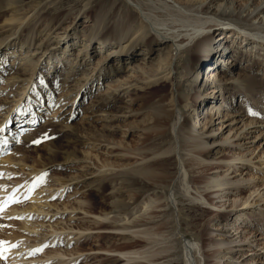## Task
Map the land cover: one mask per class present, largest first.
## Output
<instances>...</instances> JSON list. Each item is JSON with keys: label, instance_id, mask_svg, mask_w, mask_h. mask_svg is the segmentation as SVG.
<instances>
[{"label": "rangeland", "instance_id": "rangeland-1", "mask_svg": "<svg viewBox=\"0 0 264 264\" xmlns=\"http://www.w3.org/2000/svg\"><path fill=\"white\" fill-rule=\"evenodd\" d=\"M121 4L122 0H62V6L65 8L64 18L52 28L54 32L51 35L52 39L47 48L52 46L57 34H64L71 29L72 32L76 33L75 40L71 42L73 38L70 37L68 38L69 42H62L57 47V53H61V50L67 47L70 53L75 52L77 54L80 52L82 55L85 51V44L88 45L89 42H92L94 47V51L92 49L93 60L86 67L85 73L80 69L72 78H82L86 72L88 74H98L99 67L95 68V65L102 52H95V49H100V39H107V41L116 40L111 36L119 30L117 26H119L121 22L120 17L125 10ZM154 6L160 7L159 0H154ZM221 34V31H218L215 39L217 40ZM228 43L231 44V42H226V45ZM110 45L108 44L107 46L109 47ZM140 47L144 50L142 51L144 55L146 54L147 56L146 63L143 60L145 59L143 58L144 56L134 58L129 66L123 68L118 74L104 82V84L96 83L93 86L92 96L85 99L81 98L78 103V97L75 98L77 87H70L69 85L72 83H69L65 89L66 93H63L66 97L61 100L65 104V107L61 108L58 106L59 108H55L54 105H51L49 108L43 109L40 112L41 120L33 126L31 132L26 133H29L28 135L21 139L14 138L15 135H13L14 142L0 146V149L3 148L1 158L5 160L2 165L0 164V174H2L0 175V202L9 197H16L19 200V202L9 203L0 212V225H3L0 227V256H2L0 264H52L56 259L59 260L60 258V256L54 254L53 249L58 248L61 251H66V253H70L69 249H76L78 246L76 243L72 241L71 243H66V239L61 240V238L55 237L59 232L51 231L53 227L48 226L51 225L50 222H46L42 226L36 225L39 227L38 229L30 230L28 229L29 227L25 228V226L35 221L31 218L27 219V217L31 216L27 215V217H24V214L29 212L35 213L31 211L30 207L36 201L34 197L36 192H39L38 195H41L39 197L40 201L46 202L51 200L60 205L76 198L84 197L82 191L78 189H73L71 192H63L58 196L57 194H51L50 196L49 191L54 187H47L50 181L53 184L57 183L54 181L56 177L81 179L84 176H86V184L89 185L86 188V192L92 191L89 193L92 201L99 198L93 191L97 190L101 183H105L107 190L105 194H109L114 187H120L123 179H125L127 184L124 182L126 186L122 189L124 190L127 206L121 207L131 210L129 213L131 219L146 212L145 210H140V213L138 208L135 211L139 212L135 213L131 196L137 187H132L131 184L136 183L139 179L147 180L146 177L165 178L168 184L165 190L160 188L156 190L164 192L165 197L162 198L161 202L168 203V206L157 210L161 212L168 210L170 214L163 213L156 219L158 225L156 223L155 227H161L162 229L164 227V229L160 233V236H156L158 242L154 245L149 244L143 248L135 247L133 249L134 253L128 252L123 255L108 250L110 244L116 241L122 243L123 240L118 236L108 237L106 239L108 243L106 248L84 251L75 253L74 255L70 253L60 258L66 260L60 264H85V262L97 264L103 259L102 256H115L125 261H127L126 258L129 256L133 260L135 259L134 261L128 260L130 263L140 264L143 262L153 264L144 258L143 253H150L155 250L160 251V248L167 246H171V248L164 252V255L169 254L170 257L163 260L164 262L161 264H168L169 262L185 264L184 243L186 240L195 241L199 245V242L195 240L196 229L203 231V238L206 239L204 251L209 255L207 261L205 263L202 261L201 264H264V168L256 169L253 164L249 166L239 161L234 164L233 158L236 150L223 146L220 154L215 157H223L226 159L225 162L215 163L216 165L210 170H193L191 177L196 182L187 184L188 171L191 168L189 163L185 164L186 168L184 167L185 170L188 168L186 173L184 169L181 171L178 168L180 167L178 154L172 150L175 141L170 122L177 120L184 121L185 118H189L192 130L198 134L201 131H209L211 129H214V132H216L221 118H216L218 116L216 113L213 115L210 125L208 124L209 100L206 99L205 101L202 100L200 105L192 103V107L181 103L179 108L182 118H179L180 114L176 112L175 116H168L170 121L167 122L159 111L160 109L157 108L158 103L155 100L160 99L158 96L160 94H169L172 81H159L148 86H144L143 81L147 75L155 73V70L162 61V51H164L163 54L165 55L168 45H164L162 48L154 46L148 51L142 45H139L138 49ZM49 50L42 56L40 62H32L30 65H27L23 74L26 78L33 71L49 66L47 65V60H44ZM100 50L103 51L102 49ZM12 56L11 53L8 54L6 61L3 63L1 62L3 57L0 56V69H8L11 65L16 64L12 62ZM216 57L217 55H215L214 59ZM55 59L57 60L54 56L52 61L56 62ZM220 60L223 64V59ZM59 62L61 63L62 61ZM35 64L36 67L34 68ZM139 65L144 68L146 73L137 71V66ZM211 69L213 68H209L206 65L200 69V73L196 78L192 75V77L187 79L183 78L182 68H180L177 77L183 81L181 91L189 92L191 97L199 96L205 87L206 75ZM243 72H248L251 75V79L246 86L250 96L242 87H235L230 90H219V88H216V96L218 98L215 102H210V104L215 105L214 108H220L221 115L229 114L230 111L238 109L244 118L254 121H264V49H257L252 59L247 58L239 62L238 67L234 69L233 73L236 75ZM66 75L65 70L63 68L60 69L50 78L51 86L58 88ZM4 78L0 79V86ZM174 81L175 79H173V84L175 83ZM123 85H131L133 88L129 89L126 94L119 89ZM30 92L26 91L25 95H33ZM57 95L58 92L54 94V98H58ZM204 96L201 97L203 98ZM104 97L113 100L114 105L111 109L120 115V118L114 123L115 130L102 137L98 130L85 121L83 115L87 112L88 108L94 106L93 104L96 101L102 100ZM163 97L165 98V96ZM205 97H209V95L206 94ZM45 99H47V96H43V101ZM72 101L74 103L76 101V106L72 109L75 112L73 115L70 109H68ZM5 106H8V104L0 106V115L2 116L8 114L9 110L10 112L14 110L12 107H9L10 105L8 107ZM69 112L70 118H67ZM62 113L65 116L62 117ZM252 113L257 114L253 115ZM66 122L68 126H71L70 129H73L72 132L74 131L79 135L86 136L90 141L83 145L67 142V134L70 131L66 128ZM261 124L264 126L263 123ZM262 126L260 127V133L264 132V127ZM257 133L259 134V132ZM228 134L229 131H226L222 137H227ZM216 138L219 139L218 136ZM253 138L254 136L250 137L249 140ZM37 139L41 142L38 144L32 143L33 140ZM66 142L72 143L71 145L77 154L76 158L74 157L73 159V156H71L72 160L65 163L55 162L43 167L40 165L41 155L46 152V149L61 151L59 149ZM262 142L264 143V137L260 138L258 143L263 144ZM170 147L171 149L169 150ZM256 153L257 151L254 155ZM181 154L183 159L185 156L188 157L185 151H182ZM258 159L259 156L253 158V162L261 163V161L257 162ZM31 168L38 169V172L35 174L31 173ZM43 172H46L47 175L41 182L37 178ZM199 177H202L204 181L198 182ZM216 181H220L223 184L216 186ZM182 184L188 185L189 191L196 194L199 198L196 201H189L188 197L183 194ZM29 188L32 189L31 193L28 191ZM196 190L201 191V193H198ZM146 197L150 198L148 194L142 198L145 199ZM230 210H233L235 213L223 216L224 213L227 214ZM179 211L182 214L183 221L177 217ZM115 215V213H110L105 216L96 212L93 214L85 213L81 217H84L86 222L92 223L91 219L107 220L108 218H113V216L115 217ZM118 217L123 218L124 214ZM65 219L68 218L59 219V227L62 226L61 223L65 224ZM54 222L55 220H52V223L58 226ZM95 232L96 230L90 231V236L84 238L85 241H89L86 244L87 248H93L98 244ZM141 236L143 235L135 237L142 238ZM80 239L77 241H80ZM66 248L67 250H65ZM36 249L41 250L37 251ZM87 252L90 255L98 254L99 258L89 260L85 256ZM137 252L143 253L140 256ZM198 252V254L196 253L197 257L202 258L201 252ZM172 253L173 255H171Z\"/></svg>", "mask_w": 264, "mask_h": 264}, {"label": "bare ground", "instance_id": "bare-ground-1", "mask_svg": "<svg viewBox=\"0 0 264 264\" xmlns=\"http://www.w3.org/2000/svg\"><path fill=\"white\" fill-rule=\"evenodd\" d=\"M159 2L160 7H157L154 6V0H122L121 5L124 6L125 10L120 17L121 22L117 26L119 30L111 36L116 40L107 41V39H100L99 45L103 51L95 49V52H102L95 65V68L99 67L98 74L94 75L86 72L82 78H72L80 69L85 73L86 67L93 60L92 49L94 47L92 42H89L88 45L85 44V51L82 55L80 52L77 54L75 52L70 53L67 47L62 49L61 53H57V47L62 42H69L68 38L70 37L73 38L71 42L75 40L76 33L72 32L71 29L64 34H57L52 46L47 48L50 45L51 35L54 32L52 28L64 18L65 8L62 6V0H0V56L3 57L1 62L6 61V56L11 53L13 55L12 62L16 63L8 69H0V79L5 77L0 86V90H2L0 92V106L8 104V106L10 105L9 107L14 109L11 112L9 110V113L4 116L0 115V143H2L0 146L14 142L15 137L21 139L28 135L29 133H26L31 132L33 126L41 120L40 112L43 109L49 108L51 105H54L55 108H59L58 106L61 108L65 107V104L61 100L66 97L63 93H66L65 89L69 83H72L69 85L70 87H77L75 98L78 97V103L79 99L92 96L93 86L96 83L104 84V82L118 74L123 68L129 66L134 58L144 56L143 58L145 59L143 60L146 63L147 56L146 54L144 55V52H142L144 50L141 47L138 49L139 45L144 46L147 51L154 46L162 48L164 45H168L165 55L163 54L164 51H162V61L155 70V73L147 75L143 81L144 86L155 84L159 81H172L171 85L173 88L171 87L169 94H160L158 95L160 99L155 100L158 103L157 108L160 109L159 111L165 120L169 122L168 116L176 115V112L180 114L179 118H182L179 108L181 103L192 107V103L200 105L202 100L205 101L206 99L209 100L208 124L210 125L212 117L216 113L218 114L216 118H221L216 132H214V129H211L209 131H201L198 134L192 130L189 118H185L184 121L177 120L170 122L175 141L172 150L178 154L180 166L178 168L181 171L184 169L185 173L188 170V168L185 170L186 163H189L191 168L188 171L187 184L196 182L191 177L193 170H210L216 165L215 163L225 162V158L215 157L220 154L223 146L236 150L233 158L234 164L239 161L249 166L253 164L256 169L264 168V143H258L260 138L264 137V132L260 133L261 123L264 124V121H254L244 118L238 109L230 111L229 114L221 115L220 108H214L215 105L210 104V102H215L218 98L216 96V88H219V90H230L231 88L242 87L248 93L246 86L251 79V75L248 72L237 73L235 75L233 72L238 67L239 62L247 58L252 59L257 49H264V0H159ZM49 12L51 13L47 14ZM218 31H221L222 34L216 40L215 35ZM72 35L75 36L73 37ZM226 42H231V44L228 43L226 45ZM108 44L111 45L108 47ZM47 50L49 52L44 60H47V65L49 66L33 71L26 78L23 74L27 65H30L32 62H40ZM215 55H217L216 59H214ZM54 56L57 58V60L55 59L56 62L52 61ZM220 59H223V64ZM59 61L62 62L60 63ZM206 65L213 69L208 71L206 75L205 87L201 94L191 97L189 92L181 91L183 81L177 77L179 69L182 68L183 78L189 79L192 75L196 78L200 73V69ZM35 67L36 64L34 65ZM62 68L67 74L65 79L58 88L52 87L50 78ZM137 71L146 73L140 65L137 66ZM5 74L7 75L5 76ZM173 79H175L174 84ZM106 86L109 87L108 85ZM125 86L119 87L121 92L128 93L129 89L133 88L131 85ZM26 91H31L30 93H33V95H25ZM56 92H58V98L61 99L54 98ZM206 94L209 97H205ZM96 95L98 96V94ZM203 95L205 96L202 98L201 96ZM43 96H47L45 101H43ZM75 103L72 101L69 104L68 109H70L72 115L75 113L74 110L72 111L76 106ZM93 105L83 115L84 119L89 125L98 130L102 137H105L106 134L115 130L114 123L120 118V115L111 109L114 105L111 99L104 97ZM70 112L67 118H70ZM61 116H65L64 113ZM66 128L70 131L67 134V142L83 145L90 141L88 137L79 135L74 131L72 132L73 129H70V125H67ZM190 130L192 131L190 132ZM226 131H229L228 136L222 137ZM13 135H15L14 138L12 137ZM253 136L254 138L249 140ZM67 142L60 149L58 148L61 151L46 149V152L41 155L40 165L43 167L55 162L65 163L72 160L71 156H73V159L74 157L76 158L77 154L71 145L72 143ZM2 149H0L1 165L5 162L1 158ZM182 151H185V154L188 156H185L187 159H183ZM256 151L257 153L254 155ZM257 156H259L257 162L261 161V163L253 162V158ZM37 172L38 169L31 168V173L35 174ZM146 178L147 180L139 179L136 183L131 184L132 187H137L131 196L134 211L138 208L139 211H146L143 215L140 214L136 218L131 219L129 217L131 210L121 207L127 206L124 190L122 189L126 186L125 183L127 181L125 179H123L121 186L119 185L120 187H114L109 194H105L107 191L106 185L105 183H101L97 190L93 191L99 198L92 201V197H89V193L92 191L86 192V188L89 187L86 184V176L81 179L56 177L54 181L57 183L53 184L50 181L51 184H47L48 188L54 187L49 191L50 196L51 194H57L58 196L63 192H71L73 189H78L82 191L84 197L76 198L60 205L51 200L46 202L40 201L39 197L41 195H38L39 192H36L34 195L36 201L30 207L31 211L35 213L29 212L24 214V217L30 215L31 217H27V219H34L35 222L30 225L27 224L28 226H25V228L29 227L28 229L30 230L38 229L39 227L36 225L42 226L46 222H50L51 225L48 226L53 227L51 231L59 232L55 236L56 238H61V240L66 239V243H71L72 241L78 245L74 249L75 251L69 249L72 255L94 249H104L108 246L106 239L116 236L120 237L123 242L118 243L116 241L110 244L108 250L123 255L128 252L134 253L133 249L135 247L143 248L149 244L154 245L158 242L156 236H160V233L164 229V227L163 229L155 227L157 223L156 219L163 213L170 214L168 210L164 212L157 210L168 206V203L161 202L165 194L163 191L160 192L156 189L165 190L168 184L165 178ZM203 181L204 179L199 177L198 182ZM222 184L220 181L215 182L216 186ZM182 187L183 194L188 197L189 201H196L199 198L196 194L189 191L188 185L182 184ZM196 191L201 193L199 190ZM147 194L150 198H146L149 199L142 198ZM205 198L208 199L207 196ZM139 211H135V213L137 214ZM96 212L105 216L115 213L117 216L115 215V217L113 216V218H108L107 220L94 218L91 219L92 223L86 222L84 217H81L85 213L93 214ZM234 213L233 210H230L227 214L224 213L223 216ZM121 214H124V219L118 217ZM177 214L179 220L182 219L183 221L181 212L179 211ZM239 215L241 214L239 213ZM65 216L68 219H65V224L61 223L62 226L59 227V219L63 220L66 218ZM52 220H55L54 223L58 226H55ZM93 230H96L95 234L98 244L93 248H87L86 244L89 241H85L84 238L90 236V231ZM196 231L195 240L199 242V245L192 240H186L184 243L185 264H201L202 261L205 263L209 258V255L204 251L206 239L203 238V231L198 229ZM138 235L143 236H141L142 238H136L135 236L138 237ZM78 239L80 241H77ZM169 248L171 246L160 248V251L155 250L145 254L143 252L137 253L140 256L143 253L144 258L148 262L161 264L164 262L163 260L170 257L169 254L164 255V252L168 251ZM53 250L54 254L60 256V258L70 254L58 248ZM198 251L201 252L202 258L197 257ZM85 256L89 260L99 258L98 254L90 255L88 252ZM102 257L103 259L97 264H133L130 263L133 258L129 256L126 258L127 261L120 260V258L115 256ZM60 258L59 260L56 259L52 264H60L66 261ZM128 260L130 261L128 262ZM85 264H88V262H85ZM140 264L147 263L141 262ZM168 264L180 263L169 262Z\"/></svg>", "mask_w": 264, "mask_h": 264}, {"label": "snow or ice", "instance_id": "snow-or-ice-1", "mask_svg": "<svg viewBox=\"0 0 264 264\" xmlns=\"http://www.w3.org/2000/svg\"><path fill=\"white\" fill-rule=\"evenodd\" d=\"M253 115H256L257 113H252ZM41 141L39 139L37 140H33L32 143L34 144H38L40 143ZM2 175V174H0ZM47 175V173H42L40 177H38L37 179L40 180L41 182L43 181V178ZM29 193H31L32 189L29 188ZM27 198V197H25ZM12 202H19V200L16 198V197H9L7 198L6 200H4L3 202H0V212H2L4 210V208L7 207V205L9 203H12ZM3 225H0V227H2ZM37 251L41 250V249H36ZM0 258H2V256H0Z\"/></svg>", "mask_w": 264, "mask_h": 264}]
</instances>
